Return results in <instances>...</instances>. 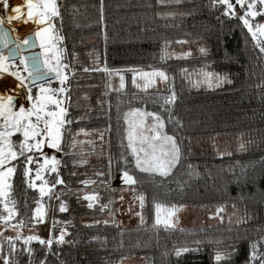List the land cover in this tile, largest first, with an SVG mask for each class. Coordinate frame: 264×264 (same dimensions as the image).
Returning a JSON list of instances; mask_svg holds the SVG:
<instances>
[{
  "label": "trees",
  "instance_id": "16d2710c",
  "mask_svg": "<svg viewBox=\"0 0 264 264\" xmlns=\"http://www.w3.org/2000/svg\"><path fill=\"white\" fill-rule=\"evenodd\" d=\"M57 2L60 16L55 18L59 23L55 22V28L64 37L68 80L64 85L57 78L41 84L67 88L63 95L72 123L65 126L59 151L64 156L58 175L64 184L56 186L61 193L53 201L67 206L59 212L66 226L55 230L50 248L37 241L23 243L30 236L25 231L37 223L33 216L41 197L38 188L27 186L25 157L12 161L16 171L11 199L17 210L12 224L23 220L25 227L19 228L20 239H16L17 232L0 238V264L5 259L9 264H120L126 256H144L148 264H262L264 53L243 22L238 16H225L224 6L214 0ZM252 23L264 24V16ZM182 41L200 42L207 53L169 58L168 47ZM11 63L14 71L10 72L24 77L23 64L18 60ZM150 71H163L168 79L156 88L133 83L135 73ZM199 71L226 76L231 83L211 89L189 88L187 75ZM116 73H123V87L119 77L115 80ZM31 88L33 96L38 94L37 85ZM173 94L174 103L165 104V98ZM136 108L159 114L165 133L175 137L181 149V160L169 176L141 172L130 160L125 115ZM241 133L252 137V143L243 149L215 144V148L197 152L193 146L196 139H229ZM11 138L15 143L23 139L19 133ZM83 138L94 142L81 144ZM30 167L35 170L36 165ZM125 170L137 181L128 186L144 197L145 220L123 225L110 215V209L117 191L125 186L122 181L121 185L111 184ZM45 175L51 187L55 173ZM89 193L97 199L85 200ZM47 199L45 195L42 204ZM156 203L233 208L241 213L242 221H228L224 214L222 221L211 224L166 229L154 222ZM54 211L57 215V208ZM0 213H4L1 207ZM54 214L46 212L45 220L52 221ZM62 231L65 242L56 243ZM7 238H12L15 251ZM185 248L189 251L176 255ZM253 251L255 260L251 259ZM218 253L225 258L217 261Z\"/></svg>",
  "mask_w": 264,
  "mask_h": 264
},
{
  "label": "snow or ice",
  "instance_id": "6c2138e0",
  "mask_svg": "<svg viewBox=\"0 0 264 264\" xmlns=\"http://www.w3.org/2000/svg\"><path fill=\"white\" fill-rule=\"evenodd\" d=\"M5 9L8 8L7 0H2ZM179 2V0H177ZM214 4L224 6V15L237 17L236 8L239 6L243 15H240L238 19L243 22V25L248 29L253 40L256 41V45L259 50L264 53V24H253L250 22V18L254 19L257 16H264V0H214ZM257 4L262 6L260 10H257ZM24 7L27 8L26 19L24 23L33 21L38 25H45L35 32V37L40 40V48L43 50L41 55L44 57L41 62L40 57L32 56L30 58H23L20 60L21 64L25 65L24 71L28 72V77L32 78L33 84L36 81H47L48 75L54 73L61 85H64L68 80V76L65 74V70L68 68L67 64L62 62L63 49L57 47V43L62 42L64 37L58 35L54 24V18L60 16L59 5L57 0H25ZM15 13H21V7L16 6L12 8ZM22 19L21 15L13 17H7L10 23L13 20ZM4 23V19L0 18V24ZM6 36V34H5ZM7 44V40H4ZM23 44L29 43L28 39L23 40ZM183 43V42H180ZM17 48L20 44L17 43ZM11 51V50H10ZM201 53H206V49L201 48ZM15 53H13L14 55ZM190 55V53H188ZM8 57L0 54V72H7L8 66L5 61ZM31 60V68L27 66L28 60ZM88 71V69H84ZM107 71V69H104ZM129 71H134L129 69ZM13 75L17 81V87L25 88L24 81L27 77L21 76L18 72L9 73ZM111 74V73H110ZM144 75H148L145 73ZM152 76H158L162 81H166L168 77L165 72L157 71L151 74ZM206 79L209 83L212 82V73L205 74ZM121 79V87H123V76ZM135 83V80H133ZM149 83H154L149 81ZM222 83H231L226 77L215 76V84L219 86ZM39 91L38 94L33 96L32 88H26V98L30 102L31 106L25 109L20 106L18 111L13 110V98L11 95L7 96V103H0V120L3 121L0 124V204H3V212L7 215H0V220H3L5 225L12 227L14 230L25 227V221L20 220L16 224H12V219L17 215L16 201L11 199L10 190L12 185L9 183V178L15 173L16 167L12 165V161L18 160L20 157H25V171L24 177L27 182L28 188L36 189L40 193V200L36 201V208L33 219L37 222L43 221L46 210L42 204V199L45 195L49 199L52 198V188L57 184H64L63 179L57 178L54 183L49 187V181L44 175L45 173H55L58 176V165L60 161L55 157H49L43 152V148L61 150V143L65 126L71 124L72 121L67 119V107L65 105V97L63 94L67 92L66 87H60L54 89L51 87H45L44 84L37 85ZM148 85H145L147 88ZM4 97H0L3 100ZM175 101V95L167 97L164 100L165 104H171ZM138 115L141 119L137 121H129L128 130V145L131 149V153L135 159V167L145 173H154L162 177L169 176L180 160H181V149L173 136H169L163 133L164 120L159 114L141 112L139 109L134 110L126 114L128 116ZM145 116H150L153 119V123L150 126H146V121L143 119ZM19 133L23 139L19 143L12 141L11 137ZM149 133V134H145ZM138 145V146H137ZM243 147V145H241ZM142 154V155H141ZM42 161V163H41ZM35 164V170L31 165ZM99 175H102L99 174ZM122 182L125 185H135L137 183L133 175L129 174L128 171H123ZM37 181L40 182L37 185ZM83 183L88 184L91 181H84ZM85 200L92 201L97 199L96 196L85 195ZM123 199V197H121ZM140 206H144V197H138ZM9 204L12 207H9ZM88 207H93L92 203L88 204ZM156 213V225L163 224L167 229L174 227L172 218L176 216V213L180 210L176 206L166 207L160 203L154 205ZM67 210V206L64 203L60 204L59 211L64 212ZM223 211L218 209L217 213ZM161 213H166L164 219H161ZM139 215V213H138ZM143 221V217L141 216ZM178 222V221H177ZM55 227V223L53 224ZM65 233L62 231L60 235L55 238L56 243H64ZM9 244L12 246V250L15 251V245L13 244L12 238H7ZM16 239H20L19 232L17 231ZM32 241H37L41 245L51 247L54 240L42 239L36 235H30L24 238L23 243L25 245L30 244ZM255 249V245H253ZM28 253L32 254V249L29 248ZM182 251H189V249L177 250L176 255L180 256ZM225 257L221 254H217L215 259L221 261ZM252 260L257 259L255 251H253ZM4 264H9L7 259L4 260ZM264 264V261H262Z\"/></svg>",
  "mask_w": 264,
  "mask_h": 264
},
{
  "label": "rangeland",
  "instance_id": "374dc122",
  "mask_svg": "<svg viewBox=\"0 0 264 264\" xmlns=\"http://www.w3.org/2000/svg\"><path fill=\"white\" fill-rule=\"evenodd\" d=\"M233 2H234V0H233ZM7 4H8L7 9H5V7L3 10H2L3 7L0 8V10H1L0 11V18L4 19L3 25H5L6 27H8L10 29L13 37L15 36L16 38H20V37H23L24 35L34 34L35 31L32 30L33 26H34L33 23H30L29 21L27 23H24V20L27 18L26 17L27 11H23L21 13H15L12 11L11 5L9 4V0H7ZM2 5L4 6L3 2H2ZM261 7L262 6L257 4V10H260ZM236 13H237L238 17L240 15H243V12L239 8V6H237V8H236ZM16 15H21L22 19L13 20L9 23L7 20V17H13ZM229 17H232V16H229ZM252 21H253V19L250 18V22H252ZM18 22H21L22 25L20 23H19L20 24L19 25ZM55 22L58 23V20H56L54 18V24H55ZM58 30L60 31L59 27H58ZM60 36H62L61 31H60ZM262 38L264 39V37H262ZM182 42L183 43L179 42V43L170 45L168 47L167 56L169 58L198 57V56H203L204 54L207 53V48L203 44H201L200 42H195V41H193V42L182 41ZM58 44L59 43H57V46H58ZM60 48L63 49V41H62V47H60ZM201 48L206 49V53H201V51H200ZM188 53H190V55H188ZM63 59H64V57H63ZM63 59H62V62H63ZM153 72H157V71L135 73V75L133 76V78H135V79H133V80H135V84L137 85V83H138L140 85H143L144 87L147 84L151 88H156V87L162 86L164 81H162L158 76H152L151 74ZM145 73H147L148 75H144ZM207 73L213 74L211 83H209L208 80L206 79L205 74H207ZM216 75H218L222 78L226 77L223 75L216 74L214 72H206V71L192 72V73L187 75V77H186L187 82L186 83H187V86L189 88H193V89L216 88V87H218L215 84V76ZM121 76H123V84H124L125 79H124L123 73H120V74L116 73L115 74V80H117V77H119V81L121 83V79H120ZM149 81H153L154 83L150 84ZM12 83H14V82L12 81L11 84ZM25 99H26V90H25ZM136 109H139L141 112H145V113H147V112L153 113V112H150L144 108H136ZM136 109H134V110H136ZM134 110H132L131 112H133ZM128 113H130V112H127L126 114H128ZM125 117H126V115H125ZM140 119H141V117L138 115L128 116L127 119L125 118L126 138H127L128 130H129V121H137L138 122ZM143 119L146 121V126H150L154 122L152 117H150V116H145ZM163 133H164V131H163ZM145 134H149V133H145ZM250 143H252V137H250L249 134H247V133H241V134H238L236 136H232L229 139L225 138V137H215L214 139H211V140L196 139L193 142V146L197 152H202L205 150H209L212 147L215 148V144L223 145V147H226V148L243 149L244 147H246ZM127 145H128V139H127ZM241 145H243V147H241ZM128 150H129L130 160L135 164V159L131 153V149L128 148ZM43 152L50 154V155L53 154L52 149H50L46 146L43 148ZM56 154H53V155H56ZM41 163H42V161H41ZM58 167H59V165H58ZM12 177H13V175L9 178V183L11 185H12ZM121 177H122V175L120 177H117L112 182L111 186H117L119 184L121 185V181H122ZM57 178H60V176L59 175L57 176V174H55V180ZM36 183H37V185L40 184L39 181H37ZM123 185H125V184L123 183ZM56 186H58V184L55 185V187H53V189H52V193H53L52 198L47 199V202L45 204H43V206H44V209L46 210V212L49 213V216L56 213V211H54V209L57 208V215L54 214V219L52 221H46L44 218V222L43 221L37 222L36 224L30 226L27 229V231H25V234L51 238L54 236L55 230H56V232H59L62 230V227L65 229L66 222L64 219H62V217L59 216V212H61V211H59L60 204L63 202L59 200V201H57L56 204L53 203L54 199L56 198L55 196H57V195H59V193H61V190H58V188ZM11 190H12V188H11ZM11 190H10V197H11ZM88 195H91V193H89ZM139 196H142V195L140 193L135 192L128 185L123 186L120 190L117 191L116 200H115L116 202L113 205L114 211L110 209V215L114 216V218H116L117 221L123 225L142 222L141 216L143 217V221H144L145 220V215L143 212L144 206H143V208H141L140 201L138 199ZM121 197H123V199H121ZM160 204H162L166 207H169V208L172 206H176L177 208L180 209L176 213V216L172 218V222L174 223V227H170V228L191 227V226L197 225L198 223L211 224L214 220L222 221V215H224V214L227 215L228 219H226V220H228V221H231V222L242 221L241 213L237 209H233V208H226V207L220 206V207H216L215 209L212 210V209H208L205 207L204 208H197V207H190V206H183V205L177 206V205H169V204H164V203H160ZM0 207L3 211V204H0ZM9 207H12V205L9 204ZM221 208L223 209V211H220L219 213H217V210L221 209ZM51 209H52V211H54V213L51 211ZM50 211L52 214L50 213ZM138 213H139V215H138ZM0 215H7V213H5V212L2 214L0 213ZM110 215H105V216H110ZM165 216H166V213H161V219H164ZM92 219L91 220L89 219V222H91ZM101 219L102 218H100L99 220H101ZM13 220L14 219H12L11 223H14ZM94 220H96V219H94ZM104 220L109 221V217L107 219L104 218ZM155 221H156V213H155L154 222ZM54 223H55V227H53ZM50 226H52V227H50ZM157 226L164 227L163 224H160ZM17 231L19 232V229L14 230L12 227L5 225L3 220H0V238L4 237V236H8V234H10V233L12 234V233L17 232ZM145 258H144V256L143 257L126 256L121 260L120 264H148V262H145L146 261Z\"/></svg>",
  "mask_w": 264,
  "mask_h": 264
},
{
  "label": "crops",
  "instance_id": "0c3cea01",
  "mask_svg": "<svg viewBox=\"0 0 264 264\" xmlns=\"http://www.w3.org/2000/svg\"><path fill=\"white\" fill-rule=\"evenodd\" d=\"M0 1H2V0H0ZM34 2H35V0H34ZM3 9H4V6H3L2 10ZM29 22L30 23H34L33 21H29ZM19 23L22 25L21 22H18V24ZM34 24L35 25L33 26V29L32 30H34L35 32L38 31L41 27H44L45 26V25H38L36 23H34ZM25 36L26 35H24L23 37H20V38H16L14 36V39H15L16 42H19L20 41L22 43L23 40L26 39ZM35 40L37 42V48H40V40L38 38H36V37H35ZM42 51L43 50L41 49V52ZM0 54H2L3 56H5L4 51H2L1 49H0ZM42 58L44 59L43 56H42ZM21 59H23V58L21 57L18 61H20ZM11 62H14V61H8V60H6L5 61V64L8 66V71L7 72H0V97H4L3 100H0V103H7V99L6 98H7V96L11 95L12 97L16 98V100H17V103L16 104H13V106H14L13 107V110L14 111H18V109L20 108V106H23L25 109H27V108H29L31 106L30 102L28 101L27 98L25 100H21V98H20L21 95L19 94L20 92L18 93V91L22 90V88L21 87H17V84H18L17 79L13 75H10L9 74V73H11L10 71H14V68L11 67L14 63H11ZM24 75H25L24 77H26L28 75V72L24 71ZM54 78H57V77L54 76ZM12 81L14 82L13 84H11ZM24 83H25V86H26L25 89L27 87H32V86L28 85L27 81H24ZM14 88H15V90H14ZM58 88H60V86H58ZM132 110H134V109H132ZM132 110H129L128 112H131ZM163 131H164V129H163ZM164 133H165V131H164ZM167 135H169V134H167ZM169 136H171V135H169ZM80 142H81V144H88V145H90V144H93L94 141L92 139H90V138H87V139L86 138H83V139L80 140ZM50 149H52V148H50ZM52 151H53V154H56L58 152L55 149H52ZM45 154H47V153H45ZM53 154H51V155L50 154H47V155L49 157L55 156L58 160H60V158L64 156L61 152H58L56 155H53Z\"/></svg>",
  "mask_w": 264,
  "mask_h": 264
},
{
  "label": "water",
  "instance_id": "95a60500",
  "mask_svg": "<svg viewBox=\"0 0 264 264\" xmlns=\"http://www.w3.org/2000/svg\"><path fill=\"white\" fill-rule=\"evenodd\" d=\"M5 34H6V36H5ZM25 38L29 40V43L27 45L21 43L20 41L16 42L11 31H10V29L8 27H6L5 25L0 24V49L2 51H4L5 56L8 57V59H7L8 61H17L21 57L22 58H30L32 56H38V57H40L41 62H43V58L41 55L42 52H41L40 48H37V42L35 40V36L33 34H28L25 36ZM5 39L7 40V44L4 43ZM17 43L20 44L19 48L16 47ZM13 53H15V54L13 55ZM23 66L25 68L24 64H23ZM27 66L29 68H31V60L30 59L28 60ZM54 76H55L54 73L49 74L48 80L53 79ZM26 77H27L26 81H27L28 85H30V86H36V85H39V84L45 82V81H36L35 84H33L32 78L28 77V75ZM12 98H13V104H16L17 103L16 98H14V97H12Z\"/></svg>",
  "mask_w": 264,
  "mask_h": 264
},
{
  "label": "bare ground",
  "instance_id": "6f19581e",
  "mask_svg": "<svg viewBox=\"0 0 264 264\" xmlns=\"http://www.w3.org/2000/svg\"><path fill=\"white\" fill-rule=\"evenodd\" d=\"M9 4L11 5V8L16 7V6H20L21 7V12L27 11V8L24 7L25 0H9ZM2 7H3L2 1H0V8H2ZM33 25H35V24L33 23ZM14 90H15V88H14ZM25 90H26L25 88H22V90L18 91V93L20 92L19 94L21 95V97H20L21 100H25Z\"/></svg>",
  "mask_w": 264,
  "mask_h": 264
},
{
  "label": "built area",
  "instance_id": "2783aa9c",
  "mask_svg": "<svg viewBox=\"0 0 264 264\" xmlns=\"http://www.w3.org/2000/svg\"><path fill=\"white\" fill-rule=\"evenodd\" d=\"M3 123V121L2 120H0V124H2Z\"/></svg>",
  "mask_w": 264,
  "mask_h": 264
}]
</instances>
